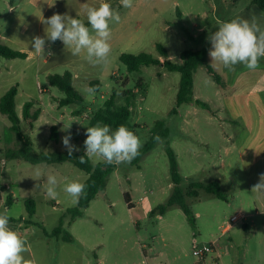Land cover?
<instances>
[{
    "label": "rangeland",
    "instance_id": "1",
    "mask_svg": "<svg viewBox=\"0 0 264 264\" xmlns=\"http://www.w3.org/2000/svg\"><path fill=\"white\" fill-rule=\"evenodd\" d=\"M101 2L0 0V45L28 54L27 59H0V99L18 87L16 110L37 153L68 154L62 137L69 133L70 143L85 152L87 127L114 90L118 106L126 104L125 93L131 94L127 128L141 139L140 151L156 134L165 136L130 164L116 166L105 190L69 225L68 210L77 203L63 192V178L84 183L88 174L71 161L39 164L45 175L33 180L36 165L7 158V151H17L21 142L0 112V212L8 209L10 219L17 220L9 225L29 242L26 258L35 257L39 264H264V195L251 192L259 174L264 173V59L256 71L241 64L229 71L208 55L209 65L228 85L236 86L244 76L258 82L255 91L241 89L234 96L200 67L194 75L192 97L208 107L194 101L177 107L179 73L161 66H143L139 73H129L120 61L124 53H148L164 61L157 44L168 50L175 63H181V53L186 50L205 49L208 54L209 36L220 23L227 22L221 18L224 12L233 9L236 17L231 19L241 18L249 0H133L131 8H124L120 0H104L121 17L119 23L110 24L108 64L93 66L84 51L73 56L59 40L47 41L43 53L34 51L32 37L46 39L44 20L59 13L86 23L85 5L96 7ZM253 11L257 15L252 20L264 14L256 5ZM256 22L264 28V21ZM66 71L73 74V85L83 102L60 108L59 100L65 94L53 87L48 77ZM93 81H99L101 87L88 94L85 89ZM28 102L35 104L34 110H41L33 127L22 118ZM53 126L58 127V143L50 139ZM168 149L176 155L180 187L185 193L193 182L219 181L228 200L201 192L198 199L186 198L191 216L176 205L160 215L157 209L167 203L174 190ZM90 161L93 166L103 162L96 158ZM47 174L61 180L56 199L46 195ZM126 194L132 207L125 200ZM9 195L15 202L7 208ZM26 199L36 203V214L30 221L37 225L26 223ZM64 216L63 233L47 237L44 231L52 234ZM234 216H239L235 223L231 221ZM20 218L24 220L20 222ZM67 236L72 241H65ZM205 246L211 250L204 256L194 255Z\"/></svg>",
    "mask_w": 264,
    "mask_h": 264
},
{
    "label": "clouds",
    "instance_id": "2",
    "mask_svg": "<svg viewBox=\"0 0 264 264\" xmlns=\"http://www.w3.org/2000/svg\"><path fill=\"white\" fill-rule=\"evenodd\" d=\"M124 8H131L133 0H120ZM87 26L79 18L54 13L43 21L47 24L46 39L41 36L32 37V48L36 53H43L46 42L55 43L61 41L65 47L71 50L73 56L82 51L86 53L87 61L93 66L106 65L112 51L110 40L112 31L110 24L120 22V14L115 11L108 2H102L99 6L85 5ZM211 48L208 55L212 62H219L229 71H234L238 64L250 71H256L260 67V60L264 59V28L254 19L249 21L244 18H235L222 22L218 30L209 36ZM98 88L87 87L85 92L94 94ZM70 125L67 127L69 128ZM66 128V129H67ZM84 140L85 155L79 157L80 163H85V156L89 160L96 158L107 165L130 164L140 155L142 147L141 139L124 125L113 130L109 125L97 123L87 127ZM155 139L160 141V137ZM71 134L62 137V144L71 157L74 151L79 149L70 143ZM45 173L38 164L34 168L33 180H39ZM63 192L71 197L73 204L79 202L86 195V185L78 180L69 181L63 178ZM61 180L55 174L46 176V195L56 199L59 195L58 188ZM251 192L264 195V173L259 174V181L251 188ZM11 215L8 209L0 212V264H39L35 257L26 258L30 252V244L19 232L10 227Z\"/></svg>",
    "mask_w": 264,
    "mask_h": 264
},
{
    "label": "trees",
    "instance_id": "3",
    "mask_svg": "<svg viewBox=\"0 0 264 264\" xmlns=\"http://www.w3.org/2000/svg\"><path fill=\"white\" fill-rule=\"evenodd\" d=\"M253 3L264 11V0H253ZM85 24L87 25V22ZM156 49L158 54L161 58L164 59V61L160 60L159 58H155L148 53H140L138 55L124 53L120 56V61L126 66L129 73H139L141 67L143 66H161L171 73H179L181 75V81L176 100L177 107H180L183 104L190 103L192 101H194L198 105L208 107L206 103L200 100H194L192 97L194 88V75L196 70L200 67H205L208 75L217 83V85L221 89L226 88V82L223 77L219 75L211 65H209L207 50L202 49L197 51H183L181 53V63H175L170 59L168 50L162 44H157ZM1 58L27 59L28 54L25 52L12 50L4 45H0V59ZM73 78V74L70 71H66L63 75L52 74L48 77L49 83L65 94V97L59 100L60 108L71 106L74 104H80L83 102V97L73 85ZM90 85L97 87V91H99L101 87V83L99 81H93ZM17 92L18 87H12L0 99V112L9 119L11 123L10 130L15 133V135L21 142V147L17 151H7V158L9 160L21 159L32 165L62 164L71 161L76 167L88 174V178L84 182V184L86 185V195L80 198L75 208L68 210L70 225L73 221H75L83 214V211L85 209L89 208L91 202L95 200L99 192L105 190L107 186V179L109 175L114 171L116 165H107L106 163L101 162L96 166H93L87 156H85L86 162L80 163L79 157L85 155L84 151H79L76 154H72L71 157L68 154L64 153L52 154L35 152L33 150V142L31 138L22 130L21 118L17 113L15 104ZM125 95L127 96L126 104L124 106H118L116 104L117 94L116 90H114L108 100H106V102L104 103V107L96 112V114L91 119L90 127L95 126L97 123H100L102 125H109L114 129H116L120 125H124L127 127L128 121L131 117V97H129L131 94L125 93ZM34 108L35 104L33 102L26 103L23 108L22 118L28 122L30 127L34 126V122H36L41 115V110H34ZM176 112L177 109H174V113ZM156 136L162 138V136L165 135L156 134L153 137V140L140 151V155L153 149L155 143L157 142V140L155 139ZM50 139L53 142H59L58 127L53 126L51 128ZM167 153L169 156L170 173L172 182L174 184V190L167 203L157 209L160 215H164L170 207L176 205L179 206L187 216H191V209L186 202V198L198 199L201 192L211 194L219 200H228V194L223 190L219 181H211L209 183L193 182L188 188V191L185 193L180 187L181 175L179 173V165L176 159V155L172 149H168ZM4 191L5 190L2 189V192ZM1 199L2 197L0 195V200ZM125 200L129 207H132L128 194L125 195ZM14 202L15 200L13 199V196L9 195L6 200V207H11ZM25 206L29 217V220H26V223L37 225L36 223L30 221L36 214L35 201L32 199H26ZM154 213L155 212H153L152 214ZM65 219L66 216L61 219L59 226L53 230L52 234H49L47 231H44V234L47 237L60 236L64 231L63 229ZM22 220L24 219H19L20 222H22ZM9 222H17V220L10 219ZM64 240L72 241V238L70 236H67L64 238Z\"/></svg>",
    "mask_w": 264,
    "mask_h": 264
},
{
    "label": "crops",
    "instance_id": "4",
    "mask_svg": "<svg viewBox=\"0 0 264 264\" xmlns=\"http://www.w3.org/2000/svg\"><path fill=\"white\" fill-rule=\"evenodd\" d=\"M233 6H236V5L234 4ZM253 6H255L253 3V0H249V2L246 5H244L245 13L242 12L240 14L241 18L248 19L249 21H251L252 18H254V15H257L256 12H254V11L252 12ZM250 10H251V12H250ZM224 13H225V15H222L221 18H223L226 21H231L232 20L231 17H236V15H234L233 9H230L229 11H225ZM258 17L259 18H255L254 20L255 21H257V20L264 21V14L260 15ZM248 79L249 78H246L244 76V79L241 78L237 81L236 86L235 85L230 86L226 83V88L230 89L228 92L232 93L234 96H238L242 92V91H240L241 89H243V91L244 90L255 91L257 89V83L258 82L257 81L250 82V80H248ZM194 88H195V80H194ZM194 88H193V94H194Z\"/></svg>",
    "mask_w": 264,
    "mask_h": 264
},
{
    "label": "built area",
    "instance_id": "5",
    "mask_svg": "<svg viewBox=\"0 0 264 264\" xmlns=\"http://www.w3.org/2000/svg\"><path fill=\"white\" fill-rule=\"evenodd\" d=\"M239 220V216H234L233 218H232V222H237ZM209 250H211L210 248H208L207 246H205V247H203L202 249H200V250H195L194 251V255L195 256H204Z\"/></svg>",
    "mask_w": 264,
    "mask_h": 264
}]
</instances>
